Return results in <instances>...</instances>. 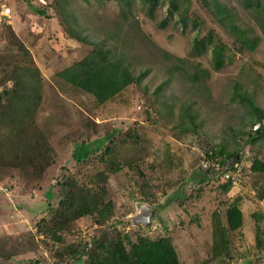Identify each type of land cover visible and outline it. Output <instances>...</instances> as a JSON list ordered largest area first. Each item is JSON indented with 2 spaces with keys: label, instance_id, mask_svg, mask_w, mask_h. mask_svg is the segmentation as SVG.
<instances>
[{
  "label": "rangeland",
  "instance_id": "obj_1",
  "mask_svg": "<svg viewBox=\"0 0 264 264\" xmlns=\"http://www.w3.org/2000/svg\"><path fill=\"white\" fill-rule=\"evenodd\" d=\"M43 1L0 0V9H11L8 17L0 16V63L21 57L23 46L37 66L41 100L35 124L54 160L39 177L27 166L8 165L11 145H4L0 134V264H82L62 248L89 241L103 230L125 233L133 241L137 236H169L180 264H243L237 252L253 253V211L262 215L260 225H264V198L258 197L264 195V174L250 169L254 158L264 161V130L253 132L256 115L238 96L250 98L264 111V36L251 11L243 9L238 0H219L234 21L260 37L254 50H239L200 0H189L188 11L197 22L188 20L184 27L177 14L159 26L166 2L150 18L139 0L129 4L69 0L71 21L75 20L72 23L81 34L122 57L133 75L146 72L140 81L97 104L91 94L55 74L83 57L92 45L70 37L51 3ZM208 31L226 44L225 63L219 70L212 68L209 48L200 54L191 49L192 38ZM194 72L196 80L192 79ZM128 129L138 137L126 135ZM104 135L111 136L112 142L106 144L115 147L120 160L131 161V167L123 166L106 184L105 198L113 203L111 214L101 222L94 215L78 217L70 231L62 233V242H54L42 231L40 219L50 218V210L57 206L58 182L69 175L87 184L103 167L97 151L77 162L72 150L82 147L80 141ZM95 145L90 143L91 148ZM215 145H223L243 166L225 195L215 181L203 187L195 182L200 152ZM137 170L150 185L149 198L141 194ZM235 197H239L243 217L240 229L229 232L232 258H214L211 212L218 210L225 221L227 204L220 200L229 203ZM141 203L156 210L147 226L131 223ZM112 218L117 224L110 223ZM261 231L264 236V228ZM250 264H264V257L252 256Z\"/></svg>",
  "mask_w": 264,
  "mask_h": 264
},
{
  "label": "trees",
  "instance_id": "obj_2",
  "mask_svg": "<svg viewBox=\"0 0 264 264\" xmlns=\"http://www.w3.org/2000/svg\"><path fill=\"white\" fill-rule=\"evenodd\" d=\"M48 1L60 16L68 35L80 42L92 45L90 51L83 57L56 71L55 74L58 77L91 94L97 104H102L112 98L130 83L141 80L145 71L133 75L122 57H115L100 42L89 40L86 35L81 34L74 27L72 22L75 20L71 21L72 13L67 8L69 0ZM116 1L130 3V0ZM139 1L145 6V12L150 18L154 16L155 10L166 2V14L160 20V27H164L167 19L174 14L178 15V20L183 27L188 20L192 24L197 22L196 18H191L188 11L189 0ZM200 1L224 31L237 43L239 50L255 49L260 37L250 35L247 28L241 27L238 22L234 21L226 6L219 0ZM238 2L243 9L251 11L264 36V0H238ZM199 35L197 33L192 38L191 49L194 53L200 54L209 48L212 68L219 70L225 63L226 44L215 39L211 31ZM21 46L19 44V48ZM21 51V57L0 63V86H2L0 89V134L4 135V145L6 142L11 145L8 148L10 155L7 160L8 165L27 166L39 177L54 160L46 138L38 132L35 124V112L41 100L40 72L33 64L26 48L22 46ZM203 73L208 74L205 70ZM192 79H197V72H194ZM8 82L9 84H7ZM161 87L162 84L156 86L154 92H157ZM238 96H240L239 102L248 105L255 113V122H258L259 125L253 132L260 133L264 130V111L255 106L250 98L242 97L240 94ZM189 123L194 124L193 121H189ZM126 135L138 137L133 129H128ZM110 137V135H104L91 141H80L79 144L82 147H74L72 150V156L77 162L84 160L91 152L97 151V159L103 167L87 184H80L73 176L69 175L58 182L60 198L57 206L50 210V218L40 219V224L44 225L41 227L42 231H45L44 234L54 242H62V233L70 231L73 220L78 217L94 215L98 222H101L111 214L113 203L109 198H105L107 195L106 184L110 175L118 172L123 166L131 167V161L129 159L120 160L115 147L106 144L107 141L112 142ZM251 140L253 141V139ZM91 142L96 144L94 148L90 147ZM209 151L211 153H208ZM201 152H205L206 156L217 155L221 162L232 164L240 161L238 157H235V154L227 153L223 145L207 146ZM1 159L6 162L4 158ZM242 168L243 166H241V170ZM250 169L256 173L264 174V161L254 158ZM198 172L200 173L198 177H195V182L201 184L200 187L212 180L218 183L217 187L221 194L225 195L229 186L232 185L229 180H220L219 174L209 168L203 169L198 165ZM137 173L142 179L138 184L142 188L141 194L145 198H149L151 195L147 191L150 185L140 170H137ZM258 197L264 198V195L260 193ZM238 201L239 197H235L229 203L225 198L220 200L222 205L227 204L224 210L225 221L221 219L218 210L213 209L211 212V256L214 258H232L229 232L240 229L243 217ZM251 215L255 223L253 253L250 254L249 250L245 249H240L237 252L243 264H250L252 256L254 258L264 257V236L261 235L264 225H260L262 215L256 211H253ZM117 222L118 220L114 218L110 220L112 224H117ZM239 233L241 234V232ZM62 252L76 257L82 264H180L176 248L169 236L153 239L137 236L133 241L125 233L116 230L114 232L100 231L93 234L89 241L79 242L76 246L67 244L62 248ZM62 252L59 251L58 256H61Z\"/></svg>",
  "mask_w": 264,
  "mask_h": 264
},
{
  "label": "built area",
  "instance_id": "obj_3",
  "mask_svg": "<svg viewBox=\"0 0 264 264\" xmlns=\"http://www.w3.org/2000/svg\"><path fill=\"white\" fill-rule=\"evenodd\" d=\"M44 3L43 0H40ZM10 7L3 6L0 9V16L8 17L10 15ZM258 124L253 125V129L257 127ZM208 153H211L210 151ZM198 165L201 168H209L213 170L214 173L219 174L220 180H229L231 184L235 183L239 179L241 173V162H234L230 164L229 162H221L217 155L206 156L205 152H200Z\"/></svg>",
  "mask_w": 264,
  "mask_h": 264
},
{
  "label": "water",
  "instance_id": "obj_4",
  "mask_svg": "<svg viewBox=\"0 0 264 264\" xmlns=\"http://www.w3.org/2000/svg\"><path fill=\"white\" fill-rule=\"evenodd\" d=\"M156 210L145 203H141L137 212L131 216V223L133 225H149L150 220L155 216ZM35 264H46L41 261L35 262Z\"/></svg>",
  "mask_w": 264,
  "mask_h": 264
},
{
  "label": "clouds",
  "instance_id": "obj_5",
  "mask_svg": "<svg viewBox=\"0 0 264 264\" xmlns=\"http://www.w3.org/2000/svg\"><path fill=\"white\" fill-rule=\"evenodd\" d=\"M255 124H258V125H259V123H258V122H257V123H255ZM255 124H254V125H255ZM258 125H257V126H258ZM254 129H255V128H254ZM254 129H253V130H254ZM232 185H233V184H232Z\"/></svg>",
  "mask_w": 264,
  "mask_h": 264
}]
</instances>
